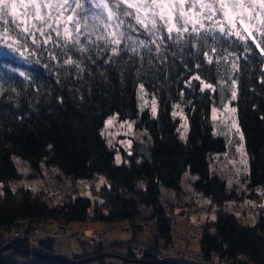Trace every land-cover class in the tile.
I'll list each match as a JSON object with an SVG mask.
<instances>
[{
  "label": "trees",
  "instance_id": "1",
  "mask_svg": "<svg viewBox=\"0 0 264 264\" xmlns=\"http://www.w3.org/2000/svg\"><path fill=\"white\" fill-rule=\"evenodd\" d=\"M85 7L93 8L88 0ZM95 23L89 19V24ZM48 31L56 43H44L46 37L38 32L36 43L30 36L19 37V43H0V232L9 236L21 228L30 231L49 224L127 225L134 241L142 227L151 224L157 238L170 247L173 226L162 205V192L182 197L187 174L195 179L192 189L216 206L243 198L211 168L214 156L228 150V142L214 134L212 113L223 109L233 92L249 157L245 183L248 190H264V53L251 40L217 33L208 35L206 42L187 34L179 42L167 36L160 41L140 30L131 35L148 47L126 42L113 55L103 41L91 43L95 35L89 39L82 31L80 41L87 51L81 52ZM205 53L213 63H208ZM67 59L74 63L66 64ZM140 87L158 98L157 119L148 110L140 112ZM176 107L188 119L186 142L179 137ZM113 116L148 134L152 144L148 156L141 153L140 144L132 152L108 144L102 130ZM15 157L37 174L43 168L57 172L59 182L75 185L104 178L101 202L93 203L76 192L66 202L52 205L30 190L13 188L24 179ZM207 225L200 241L205 261L217 257L233 264H264V220L248 227L236 215L225 213ZM40 245L47 252L33 250L28 240L12 241L0 248V264H17L16 257L28 258L31 264H69L98 257L101 260L93 264H106L113 256L123 259V264L156 263L148 257L135 260L121 245L98 250L80 246V255L65 259L52 253L50 243ZM121 250L127 255L120 256ZM9 252L12 256L6 257Z\"/></svg>",
  "mask_w": 264,
  "mask_h": 264
},
{
  "label": "rangeland",
  "instance_id": "2",
  "mask_svg": "<svg viewBox=\"0 0 264 264\" xmlns=\"http://www.w3.org/2000/svg\"><path fill=\"white\" fill-rule=\"evenodd\" d=\"M91 4L90 0H88ZM92 6V4H91ZM93 7V6H92ZM94 10V9H93ZM67 14V13H66ZM213 90V89H211ZM139 109L140 112L148 110L154 119L158 118L159 102L156 96L146 93L143 87L138 90ZM235 98L229 101L223 109H214L212 113V121L214 124V134L216 137L223 138L228 142V150L224 155L214 156L211 168L223 180L227 181L230 189H236L243 198L239 203H230L227 207L221 208L213 204L210 200L204 199L203 195L192 189L194 178L186 175L183 178V188L185 194L177 197L172 192L163 191V208L169 221L173 226V244L169 249H165L163 242L157 238L154 225L142 227L135 240L132 241V227L127 230L125 226H102V225H72L77 233L84 234L87 237L97 234H104L111 240L116 241V245H121L125 249L126 245L138 244L148 246L150 248L160 249V253L165 255V261L190 263L193 260L201 258L200 241L204 235V228L209 222L214 221L219 214H233L241 221L242 225L255 227L261 220H264V190L255 189L248 190L245 180L249 174V157L245 149V139L239 127L236 110L233 107ZM155 109V111H153ZM175 118L180 122L179 137L182 142H186L189 133L188 119L183 109L176 107L174 111ZM102 135L109 145H120L127 151L132 152L134 145L140 144L141 153L149 155L151 148V140L146 132H137L136 127L131 123H120L117 116L110 117L102 130ZM118 163L121 159L118 158ZM14 163L24 179L20 182V188L30 190L35 194L42 196L49 204H62L67 199L79 193V197L88 198L93 203L101 202L100 192L106 186L104 178L97 179L93 185L78 186V182L74 185L67 181H58L57 172L43 168L40 174L31 170L29 164L17 157ZM78 196H74L77 198ZM203 196V197H202ZM170 202V203H169ZM57 224L45 225L40 234L28 232L24 235L29 241V245L33 250L39 252H47L42 248L41 241L48 242L52 246V253L56 256L72 258L74 255H80L83 243L75 238H66L62 236H54L53 233L58 229ZM67 227V226H66ZM31 230V229H30ZM16 232V231H15ZM38 235V237H36ZM142 236V239L139 237ZM15 240L14 235L2 236L0 234V248L2 241ZM146 242V243H144ZM123 244V245H122ZM114 246V245H112ZM112 246H109L112 247ZM89 249L88 247H85ZM91 250V249H90ZM127 251V250H126ZM126 251H117L120 256H126ZM32 253V252H30ZM6 257L12 254L6 253ZM17 264H31L28 258L16 257ZM245 262V261H243ZM106 264H123L122 260L114 257L107 258ZM214 264H222L216 258Z\"/></svg>",
  "mask_w": 264,
  "mask_h": 264
},
{
  "label": "snow or ice",
  "instance_id": "3",
  "mask_svg": "<svg viewBox=\"0 0 264 264\" xmlns=\"http://www.w3.org/2000/svg\"><path fill=\"white\" fill-rule=\"evenodd\" d=\"M93 8L85 7V0H0V43L19 37H32L36 43L38 32L46 37L44 43H56L51 32L64 41V45L81 44L82 31L89 39L103 41L118 55L126 42L148 47L145 41H136L131 32L142 30L150 37L179 42L185 34L205 40L218 33L223 37H236L239 41L251 40L264 53V0H90ZM94 9V10H93ZM67 13V14H66ZM96 21L89 24V19ZM97 31L100 32L96 35ZM256 33L259 34L258 40ZM151 43L155 44L153 39ZM12 47V44H7ZM127 46V45H126ZM19 51V49H16ZM136 52V47H129ZM150 50V49H149ZM216 52L215 47L210 48ZM208 63L213 57L205 53ZM66 64L74 61L67 59ZM79 67V65H76ZM199 79V77H197ZM205 88L212 89L211 84ZM235 92L232 93L233 99ZM155 111V109H153ZM235 111V109H233Z\"/></svg>",
  "mask_w": 264,
  "mask_h": 264
},
{
  "label": "built area",
  "instance_id": "4",
  "mask_svg": "<svg viewBox=\"0 0 264 264\" xmlns=\"http://www.w3.org/2000/svg\"><path fill=\"white\" fill-rule=\"evenodd\" d=\"M97 178L90 180V181H79L77 184L78 186H85V185H93L97 182ZM13 188L17 189L20 188V185H13ZM260 189V188H259ZM263 190V189H261ZM203 197V196H202ZM205 199V197H203ZM231 203H239L238 201L236 202H231ZM230 204V203H228ZM226 204V205H228ZM226 205H223L221 208L227 207ZM219 207V206H218ZM228 214V213H226ZM44 226L41 227H34L32 228L30 231L28 232H33L35 235L36 234H40L41 229ZM131 227L128 226L127 230H130ZM0 234H2V236H6L4 233L0 232ZM27 234V230L24 229H18L16 232H14L12 235H14V241H23V240H27L24 235ZM54 236H62V237H66V238H75L78 241H80L81 243H83V245H85V247H88L89 249L92 250H98V249H106L109 248V246L112 245H116L118 243H116V241L111 240L108 236L100 233L97 234L95 236H91V237H87L84 234H80L77 233L76 230L73 228V226H65V227H58V229L53 233ZM38 237V235L36 236ZM6 241H2V245L1 246H8L13 240L9 239ZM163 242V240H161ZM165 249H169V247H167L165 245V243L163 242ZM123 245V244H122ZM126 250L128 251V253H130L132 255V257L137 260V261H144L147 257L150 258L153 262L156 263H169V261H165V255H163L162 253H160V249L158 248H150L148 246H141L138 244H129L126 245ZM217 257H213L212 261L208 262L205 261L202 256L200 259L198 260H193V262L190 263H183V264H214L215 260ZM243 262V260H242ZM222 264H233V263H228V262H222Z\"/></svg>",
  "mask_w": 264,
  "mask_h": 264
},
{
  "label": "water",
  "instance_id": "5",
  "mask_svg": "<svg viewBox=\"0 0 264 264\" xmlns=\"http://www.w3.org/2000/svg\"><path fill=\"white\" fill-rule=\"evenodd\" d=\"M6 250H8V249H6ZM100 260H101V258L96 257V258H92V259L85 260L82 262H70L69 264H93V263L99 262ZM141 263L144 264V262H141ZM153 264H160V263H153ZM162 264H167V263H162Z\"/></svg>",
  "mask_w": 264,
  "mask_h": 264
},
{
  "label": "crops",
  "instance_id": "6",
  "mask_svg": "<svg viewBox=\"0 0 264 264\" xmlns=\"http://www.w3.org/2000/svg\"><path fill=\"white\" fill-rule=\"evenodd\" d=\"M132 236V235H131ZM141 239H142V236H139ZM144 243H146V242H144Z\"/></svg>",
  "mask_w": 264,
  "mask_h": 264
}]
</instances>
